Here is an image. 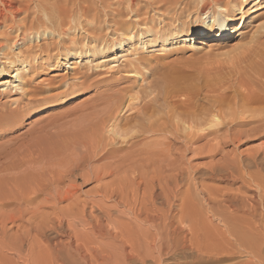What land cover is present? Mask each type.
Masks as SVG:
<instances>
[{"label": "bare ground", "instance_id": "6f19581e", "mask_svg": "<svg viewBox=\"0 0 264 264\" xmlns=\"http://www.w3.org/2000/svg\"><path fill=\"white\" fill-rule=\"evenodd\" d=\"M183 1L0 0V27L5 28L1 31V35L5 34L6 31L9 35L10 32H16L14 37L6 36L7 38H2L3 40L0 41V90L24 85L26 74H29L31 68L38 64L43 66V63L38 61L39 58L43 59L46 56L53 59L52 65L55 67L67 66L75 70L78 75L76 77L80 79L107 65L109 67L116 66L121 60L124 61L123 66L128 68L126 69L127 76L132 77L141 75V73L136 72L135 68L146 65L149 54L144 55V53L163 51L182 42L189 44L190 50L199 52L206 50L212 44L227 41L234 34L238 39L248 37L247 44L250 43L251 46H249V53L246 56L242 55L245 56L242 58L243 61H247V64L246 67L241 68L243 65L240 68L243 71L246 68L245 71L243 72L240 68L237 70L243 72V76L247 70L249 71L247 72L249 75L245 74V76L247 75V82L244 83L246 88L235 90L232 94L225 91L217 90L216 92L215 90L212 92L210 90L212 93H204L202 96L199 87L203 83L199 82V87L192 84L186 79V73H181L180 68L178 73L174 74L175 76H172V72L167 71V75L169 73L172 77L165 75L166 78H164L165 76H163L165 79L163 84L158 82L159 85L154 80L152 86L150 84L140 86L141 90L146 92L145 94L141 92L142 95L135 96V94L127 98L122 96L114 101V109L103 123L104 128L108 127L105 133H109V140L103 143L107 146L111 145L105 151V155L115 158L118 153L126 151L127 155L130 156L133 149L141 146V139L150 134L152 137L154 135L160 136L162 138L160 140L164 142L162 144L165 145L166 143L168 146L170 138L181 139L182 143L180 144L189 149V143L194 144L197 140L212 135L220 126H226L227 132L220 137L218 143L210 148V153H208L210 155L215 154L216 150L219 153L223 145L227 146V144L240 140L242 137H263L264 12L260 8L264 7V0H211V2L201 0V4L193 15L189 14V18L192 17L190 26L185 24L175 27L168 26V20L175 18L174 15H176V12L174 15L172 14L170 6ZM250 4L254 7L255 14L251 15L249 11L245 10ZM30 10H32V14L28 13ZM22 13L28 14L23 16L20 21L17 19L7 23V20H10V15L15 19V16ZM29 15H33L31 19L35 21L26 23L30 19ZM243 22H246V25L242 28ZM77 25L82 27V31L85 32L79 38L70 34L72 28H76ZM236 28L237 30H235ZM43 36H54L49 42H56L55 45L49 44L48 41L43 45L36 44L35 40ZM212 38L214 39L211 41ZM82 40L85 42L84 46H77ZM242 53L244 52L242 51ZM60 57L63 61H60ZM242 58L240 57V59ZM233 62L235 63L234 60ZM182 70L184 71V69ZM179 72L183 75H179ZM142 75L144 74L142 73ZM160 79L162 80V77ZM205 82L209 83L208 81ZM147 89L152 90L147 92ZM178 96L181 98L175 99ZM123 106L130 113H126L128 115L125 117L123 115L122 120L118 121L119 112L117 113V111L123 110ZM9 116L11 114H3L1 117L9 118ZM249 125H251L249 129H239ZM92 136L90 134L89 139ZM99 139L101 140L100 137L97 140ZM93 140L95 141L96 137ZM97 140L95 141L97 144L93 143L92 140L90 144L98 146ZM150 141L147 144H150ZM178 141L173 142L178 143ZM97 146L96 150L102 145ZM86 150L88 151L89 148ZM160 158V161L166 160L165 158L169 160V157L163 155ZM168 165L174 166V163L170 162ZM190 174L178 164L168 169L164 167L159 176L155 174L150 180L143 181V184L139 186V189H143L140 197V199L142 198L141 207L137 205L140 208L137 207L138 210L134 209L133 212L134 225L129 220L121 223V220L118 219L120 223L117 221L115 226L113 225L114 228H110L111 225L109 226V224L113 223L112 213L107 211V208L104 210L102 206L100 208L101 211H104L102 212L105 213L104 215L94 216L96 214H93V218L96 220H94L96 223L93 222V225H96L90 231H93L94 235L97 234L105 238L112 237L119 241L121 252L106 253L100 247L101 250L98 249L100 253L97 255L96 247L92 249L95 251L93 252L87 246L85 247V242L82 243L83 245L80 242L78 244L77 240L79 239L70 233L68 234L70 239L67 243L54 241L50 246V243L47 242L48 239L45 238L47 241L43 240L45 244L42 246L47 245L44 248L39 246L38 251L32 248V256H28L30 263L25 264H71V258L75 254L78 255L82 264H111L113 262L118 264H146L149 259L154 264H161L163 260L165 261L164 256L170 257L171 255L172 257L175 255L174 257H176L178 255L176 253L185 247H195L198 251L208 252V254L214 253V250L217 251L220 248L215 253L218 256L222 252L227 254L230 249H234L237 245L244 246L252 256H258L264 261V143L263 149H253L232 156L223 155L218 164L210 168L209 174L202 177L211 181L225 182V186L214 187L204 183V179V181L194 182L198 177H192L193 173ZM236 183L238 185L232 188ZM193 185L195 189L191 190ZM116 196L118 195L116 194ZM158 201H160V206H158ZM126 202L131 201L127 200ZM81 206H79L80 208L76 207L81 210ZM124 208L128 210L126 207ZM84 211L82 212L84 213ZM77 212L78 215L82 213L81 211L80 213ZM122 213L125 214V212ZM78 215L76 217H79ZM215 220H219L222 226L215 224ZM104 221L107 222V225L103 223ZM143 224L144 226L145 224L149 225L153 230L148 249H142L141 241L137 238L140 237L138 234L141 233L140 228ZM56 225L57 228H61L62 221H59L58 224L56 222ZM149 226L148 229L145 227L147 231ZM44 228L41 229L42 233ZM39 232L41 233V231ZM146 234L144 235L146 236ZM23 236L20 237L19 235L18 238L14 237V239L24 240ZM27 236L25 235V237ZM39 239L41 240L39 237L36 242ZM217 246L219 248L216 249ZM127 248L130 250L126 251ZM232 251L229 252L233 253ZM209 257L212 258L213 256L209 255ZM218 258L220 259L219 256ZM23 259H25V254ZM173 260L176 261L175 258ZM23 261L25 262V260ZM0 264H6V262Z\"/></svg>", "mask_w": 264, "mask_h": 264}, {"label": "rangeland", "instance_id": "374dc122", "mask_svg": "<svg viewBox=\"0 0 264 264\" xmlns=\"http://www.w3.org/2000/svg\"><path fill=\"white\" fill-rule=\"evenodd\" d=\"M200 1L184 0L183 2H178L179 4L174 3V5L170 6L172 14L174 15L176 12V15H174L175 18L168 20V26L175 27L180 26V24L181 26L183 24L190 26L192 17L189 18V14L193 15L194 11L201 4ZM209 1L211 2V0ZM245 10L249 11L251 15L256 13L252 4L248 5ZM260 10L264 12V7H261ZM31 11H28V13L32 14ZM27 14H19L15 16V19L9 14L10 20H7V23H10L12 20L16 21L17 19V21H20ZM32 16L29 15L30 19L26 23L35 21L31 19ZM243 23L242 28L246 25V22ZM81 28L77 25L76 28H72L70 34L75 38H79L85 33ZM3 29L5 28L0 27V41L7 38L6 36L14 37L16 35V32H10L9 35L7 31L1 35ZM53 37L43 36L39 39L37 38L35 42L36 44L43 45L48 41L49 44L55 45L56 42H49ZM247 38L238 39V37L232 34L227 41L212 44L206 50L199 52L190 50V45L183 42L163 51H149L146 54L144 53V55L149 54L146 65L135 68L136 72L141 73V75L132 77L127 76L126 69L128 68L123 66L124 61L121 60L116 66L109 67L107 65L80 79L76 77L78 75L75 70L67 66H62L61 68L55 67L52 65L53 59L46 56L43 59L39 58L38 61L43 63V66L38 64L31 68L30 75L26 74L24 85L16 88L11 86L3 91L0 90V263H30L29 258L32 256V248L38 251L39 246L45 244L43 240L47 241V239L50 246H52L54 241L67 243L70 239L68 236L70 233L79 239L77 240L78 244L85 242V247L87 246L91 250L96 247L95 251L97 255L100 253L98 250L100 247L106 253L121 252L119 250V241L112 237L105 238L97 234L94 235L95 233L93 234V231H90L96 225H93V222L96 221L93 217L99 214L104 215L105 213H102L104 211H101L103 207L104 210L107 208L106 210L112 213L113 223L109 224V226L111 225L110 228L113 229L119 220H121V223L129 220L134 225L133 212L141 207L140 202L142 201L140 197L142 196L143 189H139V186L143 184V181L150 180L155 174L159 176L164 167L168 169L180 164L185 172L189 174L192 172L194 174H190L192 177H198L194 182L205 180L204 183L214 187L225 186V182L219 180L211 181L202 177L209 174L210 168L218 164L223 155L232 156L233 154L248 152L253 149H263L264 136L242 137L241 141L235 140L227 144V146L223 145L219 153L216 150L215 154L210 155L208 154L210 153V148L220 141L221 136L226 134V126H220L212 135L197 140L194 143L195 145L189 143V149L180 144L182 143L181 139H178V141L175 138H170L169 146L166 143L164 145L162 144L163 141L160 140L162 138L158 137V135L155 136L154 133V138L150 134L148 136L150 138L141 139V146L136 147V150L133 149L130 152V156L125 151L118 153L113 158V156L105 155V151L111 145L107 146L103 143L109 140V133H105L108 127L104 128L103 123L114 109V101L118 100L119 97L125 96L127 98L130 95H142L141 92L144 93V91L141 90L140 86H148L149 84L152 86L154 80L157 84H163L164 78L166 76L169 77V75L171 76L169 73L167 75V71L172 72V76H175L174 74L178 73L179 68L181 73L187 74H185L186 79L192 84H196L199 87L200 83H203L199 87V92L201 91L200 95L202 96L204 93L209 94L215 90L216 92L217 90L225 91L228 94H232L235 90H243L246 88L244 83L247 82L246 77L249 75L247 73L249 71L247 70L244 76L246 73L247 75L244 77L243 72L246 68L244 71L241 69L246 67L247 61H243V58L250 51V43L247 44ZM84 43L82 40L77 46L82 47ZM243 48L249 49L243 50ZM243 54L245 55L244 57L242 56ZM240 57L243 58L240 59ZM61 58L60 61H63ZM42 60L44 61L42 62ZM238 63L239 65H237ZM239 68L243 72L237 71ZM183 74L179 72V75ZM163 76L165 77L163 78ZM242 76L243 79L241 78ZM160 77H162V80ZM205 81H208L210 84H207ZM149 89L146 91L150 92L152 90ZM207 91L209 92L206 93ZM180 98L181 96H178L175 99ZM118 112V121L122 120L123 115L125 117L130 113L125 107L123 110L119 109ZM126 113L128 114L126 115ZM3 114H11V116L3 118L1 117ZM104 114L106 115L104 116ZM251 125H254V123H251ZM251 125L243 126L239 129H249ZM102 128L104 129L103 131ZM90 134L94 138L96 137V140L98 137L101 138L97 142L98 146H102L97 148V150V145L94 146L97 144L96 140H93V136L89 139ZM96 134L97 136H95ZM106 134L107 136H105ZM157 138H159L160 142L156 140ZM89 140L90 142H88ZM91 140L95 144L91 145ZM148 141H150L151 145L147 144ZM173 141H178L179 144ZM167 143L169 142L167 141ZM88 148L89 150L87 151L86 149ZM95 154L96 156H94ZM161 154L169 157V160L165 158L167 161L164 159L160 161L162 158H160ZM126 155L127 157H125ZM91 156L93 157L91 158ZM124 158L127 159V162ZM120 161L123 163L121 162V164ZM170 162L174 163V166L168 165ZM237 185L238 183L234 184L232 188ZM194 189L195 186L193 185L191 190ZM126 199L131 202H126ZM132 201H134L133 204H131ZM159 202L158 206H160ZM130 205L132 206L129 207ZM76 206H81V210H79L80 207L77 209ZM77 211L79 213L80 211H84L85 214L82 212L78 215ZM89 212L93 213L90 214ZM122 212H125V214ZM76 213L80 218L74 215ZM93 214L96 215L93 216ZM59 221H62V229L60 227L57 228L56 222L58 224ZM215 221V224L222 226L219 220ZM103 223L107 225L106 221ZM148 226L147 224L145 226L143 224L142 228H140L141 233L138 234L140 237H137L141 241L142 249H148L151 244L149 239L153 230L149 226V230L151 231H147ZM43 227L45 228L42 233L41 229ZM36 231L38 232L36 233ZM140 231L138 230V232ZM142 234L143 236H141ZM19 235L20 237L24 235L25 239H14V237L18 238ZM25 235L28 236L25 237ZM35 237H40L41 240L39 239L40 241L37 240L36 242L37 238L35 239ZM83 237H85V240H81ZM21 241H23L22 244H20ZM77 243L74 242V244ZM206 243L209 242L206 241ZM82 248L84 247L82 246ZM185 248L180 249L176 253L178 254L176 257H174L175 255L172 256L178 262L173 260L170 255V257L164 256L165 261L163 260L161 264H264L261 258L259 259L255 255L252 256L247 248L246 250L244 246L240 245L229 250H233V253L226 251L227 254L225 252L219 254L220 259L215 255L220 249L218 246L215 248L219 249L217 251L214 250L215 252L210 254L198 251L195 247ZM127 250L129 251L130 248H127ZM24 254L25 259H23ZM209 255L213 257L210 258ZM28 256L30 257L28 258ZM72 262L74 264H82V261L79 260L76 254L71 258V264H73ZM111 264L118 263L113 262ZM146 264L154 263L149 259Z\"/></svg>", "mask_w": 264, "mask_h": 264}]
</instances>
